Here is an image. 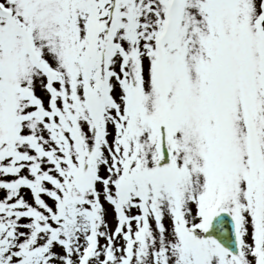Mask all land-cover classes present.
Listing matches in <instances>:
<instances>
[{
  "label": "snow or ice",
  "instance_id": "1",
  "mask_svg": "<svg viewBox=\"0 0 264 264\" xmlns=\"http://www.w3.org/2000/svg\"><path fill=\"white\" fill-rule=\"evenodd\" d=\"M0 264H264V0H0Z\"/></svg>",
  "mask_w": 264,
  "mask_h": 264
}]
</instances>
